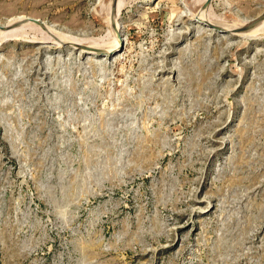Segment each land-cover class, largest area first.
<instances>
[{"label": "rangeland", "instance_id": "rangeland-1", "mask_svg": "<svg viewBox=\"0 0 264 264\" xmlns=\"http://www.w3.org/2000/svg\"><path fill=\"white\" fill-rule=\"evenodd\" d=\"M263 13L0 0V264H264Z\"/></svg>", "mask_w": 264, "mask_h": 264}, {"label": "bare ground", "instance_id": "bare-ground-1", "mask_svg": "<svg viewBox=\"0 0 264 264\" xmlns=\"http://www.w3.org/2000/svg\"><path fill=\"white\" fill-rule=\"evenodd\" d=\"M107 8V7H106ZM103 9V8H102ZM107 13V12H106ZM108 15V14H107ZM203 16V15H202ZM205 17V16H204ZM15 22V21H14ZM111 23H114V22H112L111 21ZM117 23V22H116ZM257 23V22H256ZM255 23V24H256ZM255 24H253L250 28H252ZM114 25V24H113ZM112 25V26H113ZM115 31H116V33H117V36H118V39H120V35H119V31H117V28L115 27ZM58 43V42H57ZM117 46H118V43L116 42L115 43V45L113 46V48L112 49H109V50H106V51H104L105 53H108L109 54V52H111L114 48H117ZM88 49V51H91V52H97L98 50H95V49H92V48H87ZM115 50V49H114Z\"/></svg>", "mask_w": 264, "mask_h": 264}, {"label": "water", "instance_id": "water-1", "mask_svg": "<svg viewBox=\"0 0 264 264\" xmlns=\"http://www.w3.org/2000/svg\"><path fill=\"white\" fill-rule=\"evenodd\" d=\"M210 1V0H209ZM264 16V13L263 14H261L259 17H257V18H255V20H253L252 22H250L249 24H247V25H245V26H243V27H241L240 29H238V30H248L255 22H258L262 17ZM98 54H104V53H102L101 51H99L98 52Z\"/></svg>", "mask_w": 264, "mask_h": 264}]
</instances>
